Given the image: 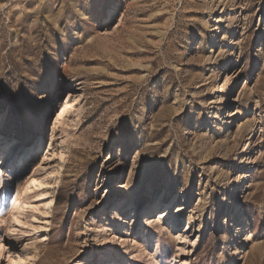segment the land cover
Wrapping results in <instances>:
<instances>
[{
	"label": "rangeland",
	"instance_id": "obj_1",
	"mask_svg": "<svg viewBox=\"0 0 264 264\" xmlns=\"http://www.w3.org/2000/svg\"><path fill=\"white\" fill-rule=\"evenodd\" d=\"M23 153L0 264H264V0H0Z\"/></svg>",
	"mask_w": 264,
	"mask_h": 264
},
{
	"label": "bare ground",
	"instance_id": "obj_2",
	"mask_svg": "<svg viewBox=\"0 0 264 264\" xmlns=\"http://www.w3.org/2000/svg\"><path fill=\"white\" fill-rule=\"evenodd\" d=\"M16 151H17L16 147L15 146H12L11 148L7 149L5 152L8 153L9 155L12 154V156L14 157V156H16L15 155L16 154ZM19 160H22V161H20V163H18L17 166L16 165H13L12 163L7 166V170H6V172H8L7 173V177H6V175H4L3 167L2 166L0 167V182L1 183H8L9 186L11 187V185H12L11 180L14 179L17 174L19 175L21 173L20 170L19 171L16 170V167L22 166L21 167L22 169L23 168H27L28 163H29V160H31V155H29V153H26V154H24V157L19 158ZM24 164H25V166H24ZM8 176H10V177L8 178ZM54 189H53V191L49 189V191L46 192V194L49 196V203L47 204V206L49 207V209H52L53 205H55L56 202H57L56 190L54 191ZM163 198H164L163 201L161 203L158 201L157 204H156V206H155V211L158 208V206H162L163 208H165L164 210H162L160 213L157 214V216L160 214L159 215L160 220H163V217L168 216L167 209H166V201H167V198L165 196ZM3 214H4V212H1L0 213V218H3ZM2 221H4V220H2ZM172 222H173L174 225L175 224H178L180 222V218L177 215H173ZM1 223H3V222H1ZM16 229L17 228L11 227L9 230L12 231L11 234H14V233H16ZM181 241L182 240H180V242ZM15 253L17 254L16 251H15ZM169 258H171V262H174V264H181L180 263L181 261L178 260L177 256L171 255V256H169Z\"/></svg>",
	"mask_w": 264,
	"mask_h": 264
}]
</instances>
